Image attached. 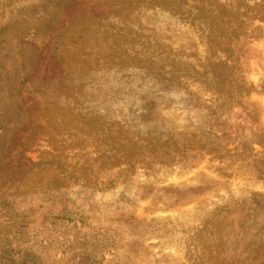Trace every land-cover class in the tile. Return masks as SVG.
I'll return each mask as SVG.
<instances>
[{
	"label": "rangeland",
	"instance_id": "374dc122",
	"mask_svg": "<svg viewBox=\"0 0 264 264\" xmlns=\"http://www.w3.org/2000/svg\"><path fill=\"white\" fill-rule=\"evenodd\" d=\"M56 1L4 16L0 264H264V0L109 3L29 108Z\"/></svg>",
	"mask_w": 264,
	"mask_h": 264
},
{
	"label": "trees",
	"instance_id": "16d2710c",
	"mask_svg": "<svg viewBox=\"0 0 264 264\" xmlns=\"http://www.w3.org/2000/svg\"><path fill=\"white\" fill-rule=\"evenodd\" d=\"M136 2L137 1L128 0L124 4H129L131 6L135 4L138 6L140 3L137 2L136 4ZM23 3L24 0H0V15H2L3 18L0 20V36H2L9 27V24H6L7 22L4 16L7 15V12L11 8L18 7ZM56 3H58L59 6L58 12L61 20L55 24L50 22L45 24L48 29L47 34L50 35L49 42L51 45L45 50V55L40 58L39 67H37L32 76L26 74L19 80L18 92L22 93V97L25 96L29 108L34 107L37 109L45 91L49 89L54 91L56 89L57 82L64 76L62 73L64 72V63L69 64L66 69L70 74L69 76L75 73L68 60L65 61L63 59L64 61L61 62V58H63L64 51L69 45L76 42L80 44L82 42L80 37L73 39L77 35L74 27L80 22V17L83 15L86 16V21H88V18L92 15L100 17L103 9L109 5V3L113 4L111 5L113 7L122 2L118 0H57ZM88 22L86 25H88ZM67 37L70 39L67 40ZM76 72L77 75L82 78L85 76L83 72ZM16 132L17 130L12 132L9 136L10 144L17 145L18 142L21 141L19 133ZM11 146H6L4 150L5 154L10 152Z\"/></svg>",
	"mask_w": 264,
	"mask_h": 264
}]
</instances>
